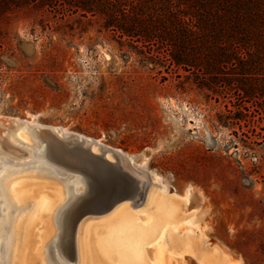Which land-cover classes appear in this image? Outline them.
I'll return each instance as SVG.
<instances>
[{"label":"rangeland","instance_id":"obj_1","mask_svg":"<svg viewBox=\"0 0 264 264\" xmlns=\"http://www.w3.org/2000/svg\"><path fill=\"white\" fill-rule=\"evenodd\" d=\"M0 27V119L59 127L99 141L133 159L149 178L160 177L165 191L151 183V197L131 209L139 220L155 219L159 194L178 203L181 218L174 241L165 236L157 245L145 246L149 263L209 264L214 259L211 264H231L234 258L241 264H264L263 109H243L227 96L200 91L194 78L119 45L98 24L75 15L22 11L2 20ZM14 128L0 122V140L15 150L0 142V174L34 172L46 176V182L55 180L33 188L52 196L61 193L54 210L61 213L70 201L66 196L72 180L64 179L71 174L58 175L31 159L26 136L32 145L38 139L26 128L23 140L13 141ZM76 185L82 188L74 184L75 193ZM18 212L16 206L9 211L0 196V264H7ZM104 215L109 216L98 215L102 218L93 222L96 228L105 229ZM81 217L72 224L66 255L60 222L50 225L44 213L33 225L21 264H77L74 230ZM188 235L210 261L202 262L200 253L179 245L190 240Z\"/></svg>","mask_w":264,"mask_h":264},{"label":"trees","instance_id":"obj_2","mask_svg":"<svg viewBox=\"0 0 264 264\" xmlns=\"http://www.w3.org/2000/svg\"><path fill=\"white\" fill-rule=\"evenodd\" d=\"M22 11L95 22L198 90L264 110V0H0V23Z\"/></svg>","mask_w":264,"mask_h":264},{"label":"bare ground","instance_id":"obj_3","mask_svg":"<svg viewBox=\"0 0 264 264\" xmlns=\"http://www.w3.org/2000/svg\"><path fill=\"white\" fill-rule=\"evenodd\" d=\"M0 122L1 123L2 122L12 123L15 125V128L13 130L15 129L17 130L13 131L12 138H13V141H16V142L17 141L20 142L21 140H23L22 137H24V135H22V133L23 132L26 133L25 131L26 128H28L29 132L32 131V133L33 131L39 130L40 128H42V126H38L35 123H32L30 121H25V120L0 119ZM60 131H62L61 128H60ZM65 133L71 134L72 139L76 138L82 141H86L87 143H90L93 152L98 153L101 150H105L107 153V157H110L109 156L110 154L107 151L109 150L116 151L118 155L126 159L127 166L130 168L131 171L139 174L141 178L143 179H146V177L148 176L147 171H144L143 169H141L139 165H136V163L133 162V159H130L127 155L123 154L121 151L107 147L99 143V141L86 138L76 133H69V132H65ZM25 141H26V146L30 152V156L32 157L31 159L35 157V159L41 160V165L50 167V169L53 172L58 174V172L54 169V167L50 166L45 161L48 155V153L46 152L45 144H41L38 146L36 143L32 145V141L27 136H26ZM0 142L1 144H3V146L5 145L4 147L8 151H11L12 148L10 149L9 144H6V142L2 138ZM43 177H44L43 174L37 175L34 172L29 173L27 175L14 176V177L10 175V172H6V171H3L0 174V196L4 202L5 207L9 209L10 211L11 208L16 206V209H18L19 211L17 215L14 217V220L12 221V224H11V232H10V236L8 239L7 264H21L22 263V261L27 255V247L29 244V239L33 235V225L36 223L37 219L41 218L46 212H48L50 225H51L52 220L53 221L57 220V222L58 221L60 222V223L58 222L59 223L58 228L61 227V230L63 233V247L62 248L65 253H68L71 227H72V224H73V221L75 219V215L77 214V212L71 208L72 204L68 202L62 207L63 211L61 213L59 214L57 213V215L56 213H54L55 204L56 203L59 204V202H56L58 201V199L56 198L61 193L58 195L56 194L57 196H55V194L54 196H52L46 192L41 193L45 190L42 188L43 191H40L42 190L40 189L41 188L40 186H39L40 187L39 189H36L37 187L33 188V185L35 184H38V185L40 184L42 187H44L43 185H47L49 181H50L49 183L53 185L55 184L51 182L52 179L46 182L45 181L46 176L44 177V179ZM74 180L75 181L70 182L68 185L73 186L76 183L80 184L78 179L75 178ZM53 182H56V181L54 180ZM151 183H152V186L155 185L156 187H160L164 189V185L162 184L161 178L158 176L153 177L151 179ZM74 188L79 190L78 192L82 191V188L77 187V185ZM148 190H147L146 197L147 195L151 197L153 190L152 189H150L149 191ZM159 195L160 196L155 197V202L158 205L157 210L155 211L156 212L155 216L154 214L151 215V216H154L155 219L151 217L150 222L148 220L146 221L145 219L139 220L138 219L139 217L137 216L138 217L137 218L135 216V213H133L131 209L138 205H134L130 201H124L127 203H123V204L122 202L119 203L111 211L108 212L109 216L104 215V216H107L106 217L107 223L105 224V229H98L95 227V225H93V222H96V220H99L102 217L98 218V216H94V215L93 216L85 215L81 217L74 230L75 231L74 232V245H75L76 254H77V264H151V261L150 263L148 262L150 259L147 260V258L149 257L148 253H146L148 254L146 258L145 248L147 247V245H157L158 242L165 236L171 239L173 237V233L175 230L174 227H175V224L177 223V218H181L180 216L177 217V215H179L180 213L179 207L177 205L178 203H176L171 197H170L171 199H169L168 196H166L167 194L166 195L159 194ZM66 197L68 198V195ZM151 200L152 198H150V201ZM149 204L152 205V203H149ZM145 207H142L144 208V211L146 210ZM148 211L150 212V210ZM120 213L123 214L122 217L119 216ZM117 214H118V217H120L119 219L117 217ZM150 214L151 213H149V215ZM114 216H116L118 220H116V217ZM113 217L115 218V220L111 219ZM152 219L154 221H152ZM172 239L174 241V238ZM189 239L190 240H184V239L181 241L179 240L180 244L176 243V245L178 244L186 245L188 247L187 250L189 252L191 251V253L193 254L200 253L201 256L199 255L200 256L199 259L202 262L210 261L206 257L208 253L201 251L200 246L199 245L197 246V243L194 242L195 240L194 239H192L193 241L191 240V236ZM201 243L202 242H200V245ZM180 247L178 246V248ZM183 250L185 251L186 248ZM195 258H197V256ZM215 260H219V259L216 258ZM211 261L209 264L212 263ZM42 264H45V263L43 262Z\"/></svg>","mask_w":264,"mask_h":264},{"label":"water","instance_id":"obj_4","mask_svg":"<svg viewBox=\"0 0 264 264\" xmlns=\"http://www.w3.org/2000/svg\"><path fill=\"white\" fill-rule=\"evenodd\" d=\"M33 134L38 139V146L41 142L45 144L48 153L45 161L58 175L69 173L71 176L65 181H75L76 178L82 185V191L76 193L73 186L68 187L67 201H71H68L71 208L77 212L75 219L84 215L106 214L124 201L143 204L151 179L149 176L143 179L131 171L126 159L116 151H107L110 157L105 150L93 152L90 143L72 139L71 134L60 131L59 127L43 126ZM67 254L70 255L69 248Z\"/></svg>","mask_w":264,"mask_h":264},{"label":"crops","instance_id":"obj_5","mask_svg":"<svg viewBox=\"0 0 264 264\" xmlns=\"http://www.w3.org/2000/svg\"><path fill=\"white\" fill-rule=\"evenodd\" d=\"M231 264H241L239 260L230 258Z\"/></svg>","mask_w":264,"mask_h":264},{"label":"flooded vegetation","instance_id":"obj_6","mask_svg":"<svg viewBox=\"0 0 264 264\" xmlns=\"http://www.w3.org/2000/svg\"><path fill=\"white\" fill-rule=\"evenodd\" d=\"M50 247H53V246H50ZM50 247H49V248H50Z\"/></svg>","mask_w":264,"mask_h":264}]
</instances>
